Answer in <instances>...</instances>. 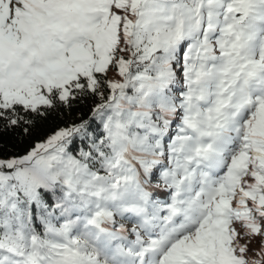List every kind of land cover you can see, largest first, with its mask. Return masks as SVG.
Masks as SVG:
<instances>
[{"label": "snow or ice", "instance_id": "6c2138e0", "mask_svg": "<svg viewBox=\"0 0 264 264\" xmlns=\"http://www.w3.org/2000/svg\"><path fill=\"white\" fill-rule=\"evenodd\" d=\"M0 264H264V0H0Z\"/></svg>", "mask_w": 264, "mask_h": 264}]
</instances>
